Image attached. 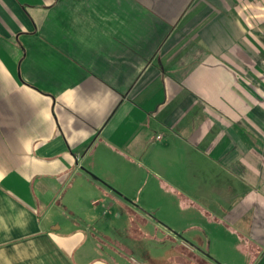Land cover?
<instances>
[{"label":"crops","instance_id":"obj_1","mask_svg":"<svg viewBox=\"0 0 264 264\" xmlns=\"http://www.w3.org/2000/svg\"><path fill=\"white\" fill-rule=\"evenodd\" d=\"M167 233L264 264V0H0V264H192Z\"/></svg>","mask_w":264,"mask_h":264},{"label":"rangeland","instance_id":"obj_2","mask_svg":"<svg viewBox=\"0 0 264 264\" xmlns=\"http://www.w3.org/2000/svg\"><path fill=\"white\" fill-rule=\"evenodd\" d=\"M164 190V188H162ZM138 204V203H137ZM142 204V202H141ZM181 204V200L176 198H172L169 195H161L159 198L153 201H148L143 203L144 206H149L150 209L146 210H138L139 213L134 215L133 218L136 219L138 222V227H136L137 231H143L144 229V217L145 220L149 221V218L151 217V221L155 223H161L164 225H168V228H182L185 224V221L187 218H189V213L181 211L179 208ZM148 210V211H147ZM147 211V212H146ZM140 216V217H138ZM142 216V217H141ZM141 229V230H140ZM171 230V229H170ZM140 233V232H139ZM179 236L183 237L181 233H178ZM185 236V234H183ZM165 237L169 238L170 240H173L177 243L178 252L181 255V260H183L185 263H192V264H208L206 261V255L202 251H196L192 250L190 246L184 244L178 237L171 235L169 233L164 235ZM161 240H164L161 238ZM149 251L148 249H145L143 252ZM142 252V253H143ZM178 255V256H179ZM137 261H140V257H134ZM213 264V263H211Z\"/></svg>","mask_w":264,"mask_h":264},{"label":"built area","instance_id":"obj_3","mask_svg":"<svg viewBox=\"0 0 264 264\" xmlns=\"http://www.w3.org/2000/svg\"><path fill=\"white\" fill-rule=\"evenodd\" d=\"M249 1H251V2H255V1H257V0H249Z\"/></svg>","mask_w":264,"mask_h":264}]
</instances>
